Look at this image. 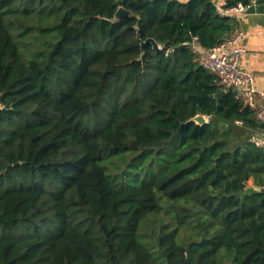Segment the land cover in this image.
Instances as JSON below:
<instances>
[{"label":"trees","instance_id":"1","mask_svg":"<svg viewBox=\"0 0 264 264\" xmlns=\"http://www.w3.org/2000/svg\"><path fill=\"white\" fill-rule=\"evenodd\" d=\"M232 27L210 0H0V264H264V125L182 46Z\"/></svg>","mask_w":264,"mask_h":264},{"label":"built area","instance_id":"2","mask_svg":"<svg viewBox=\"0 0 264 264\" xmlns=\"http://www.w3.org/2000/svg\"><path fill=\"white\" fill-rule=\"evenodd\" d=\"M177 1L187 3L190 0ZM210 1L220 18L233 22L231 31L220 44L212 48L203 47L198 37H193L191 41L183 43L182 46L190 48L195 62L216 77L222 90L228 92L233 89L236 100L254 111L257 120L264 122V111H258V98L264 97V93L256 88V76L241 67L246 55V48L243 45L245 31L241 27L242 20L254 8L258 0H248L247 3L237 5H231L228 0ZM235 123L240 127L245 126L240 120ZM249 142L259 149H264V133L252 135Z\"/></svg>","mask_w":264,"mask_h":264},{"label":"crops","instance_id":"3","mask_svg":"<svg viewBox=\"0 0 264 264\" xmlns=\"http://www.w3.org/2000/svg\"><path fill=\"white\" fill-rule=\"evenodd\" d=\"M241 27L245 31L243 45L246 48L241 67L256 76V88L264 93V0H258L254 8L243 18ZM258 111H264V97L258 98ZM257 122L264 125V122L259 120ZM249 131L251 136L263 134L264 127Z\"/></svg>","mask_w":264,"mask_h":264},{"label":"water","instance_id":"4","mask_svg":"<svg viewBox=\"0 0 264 264\" xmlns=\"http://www.w3.org/2000/svg\"><path fill=\"white\" fill-rule=\"evenodd\" d=\"M126 15H130V12L126 11L123 7H121L116 16H115V22L116 21H119L120 18L126 16ZM138 39L140 40L141 42V46H142V49L144 50V48L149 45V44H152L153 46V49L155 51H159L161 50V46L157 43V41L155 39H148L147 41H142L140 39V37H138ZM228 92H233V89H230ZM225 94H227V91L225 90H221L220 92H218L216 95H215V98L216 99H220L221 97H223ZM192 121H194L195 123H197L198 125H204V124H207L209 123V118L207 116H204V115H198L196 116ZM258 191L264 193V187L263 188H258L257 189Z\"/></svg>","mask_w":264,"mask_h":264},{"label":"rangeland","instance_id":"5","mask_svg":"<svg viewBox=\"0 0 264 264\" xmlns=\"http://www.w3.org/2000/svg\"><path fill=\"white\" fill-rule=\"evenodd\" d=\"M252 187H254V184H253V182H252V180H251V181H249V182L247 183V189H250V188H252Z\"/></svg>","mask_w":264,"mask_h":264}]
</instances>
